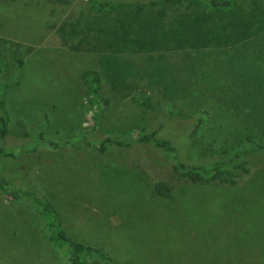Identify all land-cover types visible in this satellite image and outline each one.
I'll return each mask as SVG.
<instances>
[{
  "label": "rangeland",
  "instance_id": "1",
  "mask_svg": "<svg viewBox=\"0 0 264 264\" xmlns=\"http://www.w3.org/2000/svg\"><path fill=\"white\" fill-rule=\"evenodd\" d=\"M237 2L238 14L162 3L122 16L93 11L88 0H0L6 146L19 154L0 158V171L41 190L67 232L99 249L95 264H264L259 153L246 157L250 170L238 185L178 184L168 200L150 196L134 164L162 176L174 152L133 145L104 157L73 146L83 135L100 142L150 130L168 110L158 135L186 162L209 165L247 146V135L264 141V0ZM86 69L99 72V95L108 99L96 120L84 108ZM38 128L69 136L53 149L32 138ZM0 264L67 260L26 204L0 198Z\"/></svg>",
  "mask_w": 264,
  "mask_h": 264
},
{
  "label": "trees",
  "instance_id": "2",
  "mask_svg": "<svg viewBox=\"0 0 264 264\" xmlns=\"http://www.w3.org/2000/svg\"><path fill=\"white\" fill-rule=\"evenodd\" d=\"M89 7L96 12L116 10L122 16H135L142 12L146 6H155L158 4H186L189 6L203 8L219 14H238L244 10L243 6L237 0H88ZM263 25H264V6H263ZM0 52V56H1ZM2 70L0 57V72ZM114 73L119 75L120 68L115 65ZM80 78L84 85L83 97L85 112H89L91 118L96 120L97 109L108 102L107 98L99 95L100 76L96 69L84 70ZM122 82V79L120 80ZM120 83V82H119ZM4 84L0 81V91ZM139 105L150 118L154 117L153 106L148 97L138 96ZM169 115L158 124L157 127L150 130L139 129L133 136L123 137L107 134L100 142H91L85 135L80 142H74L73 146L89 148L91 151L101 154L104 157H110L114 148L123 150L133 145H146L162 149L165 154L172 155V160L167 165V171L162 176L153 175V170L146 168L145 163L136 161L134 167L137 168L150 184V196L173 200L175 198V187L178 184H196V185H226L236 186L243 179V176L249 172V160L246 158L254 153H259L264 159V141L257 140L247 135V146L236 148L229 152L226 157L217 159L209 165L186 162L178 158L176 154V145L170 139L160 137L158 133L166 128V121L171 117L172 112L168 110ZM201 117L196 120L194 128L188 136H192L198 129ZM9 118L5 102L0 93V158L5 160H14L19 154L14 148L6 146V139L9 134ZM88 132H91L88 131ZM69 134L61 133L51 135L43 129L38 128L33 132L32 138L37 143H43L58 149L67 141ZM35 151L36 146L28 149ZM0 198L10 203H24L29 207L42 237L60 253L66 257L67 264H95V256L99 255V249L89 243L70 235L64 227L61 214L56 206L48 197L33 185L24 183L22 179L11 173L0 171Z\"/></svg>",
  "mask_w": 264,
  "mask_h": 264
}]
</instances>
